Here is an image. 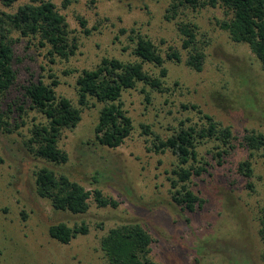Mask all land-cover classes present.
<instances>
[{"label":"rangeland","instance_id":"374dc122","mask_svg":"<svg viewBox=\"0 0 264 264\" xmlns=\"http://www.w3.org/2000/svg\"><path fill=\"white\" fill-rule=\"evenodd\" d=\"M32 1L17 0L8 7L0 2V10L14 13L18 6ZM50 1L68 21L78 49L69 59L50 63L47 47L19 37L17 32L12 34L19 38L13 45L16 80L0 97L3 120L13 129L7 132L0 123V264H110L100 240L110 228L125 223H139L149 232L153 238L150 256L159 263L264 264L259 236L264 155L258 152L251 158L253 176L247 178L238 171L239 162L249 157L245 147L238 145L219 165L210 154L216 143L199 144V157L210 165L190 179V189L204 200L190 212L171 197L169 178H174L175 155L170 150L149 149L154 133L166 138L181 119L201 121L200 114L183 109L182 104H196L221 126H229L238 138L236 144L246 130L264 133V68L247 44L232 41L218 27L216 21L225 18L224 9L187 8L176 20H166L171 0H77L66 8L63 0ZM79 15L87 20L89 35L83 32ZM180 19L196 23L198 37L207 41L201 71L185 64L187 53L181 48L177 29ZM131 29L150 38L163 56L168 46L180 49L181 62L164 63L167 74L163 83L168 90L159 92L146 86L144 92V86L138 84L122 92L120 99L133 130L116 148L95 141L103 103L93 98L82 109L77 125L61 131L58 147L67 154V161L56 164L35 156L26 141L33 125L45 118L29 107L22 86L38 79L48 83L49 74L54 73L60 82L57 95L70 98L78 107L76 78L82 70L93 69L103 57L136 59ZM144 69L151 74L160 70L147 62ZM19 105L24 111H19ZM43 167L68 176L87 190L99 188L118 205L100 207L91 195L85 213L54 209L36 192L35 174ZM60 222L71 227L84 223L88 232L61 243L48 233L51 225Z\"/></svg>","mask_w":264,"mask_h":264},{"label":"trees","instance_id":"16d2710c","mask_svg":"<svg viewBox=\"0 0 264 264\" xmlns=\"http://www.w3.org/2000/svg\"><path fill=\"white\" fill-rule=\"evenodd\" d=\"M16 1L0 0L7 7ZM74 1L77 0H63L62 7L66 8ZM207 6H220L224 9L225 18L216 21L218 27L228 32L232 41L247 44L264 68V0H171L164 17L166 20H176L184 9L197 10ZM77 20L83 27L84 34L89 35L91 30L86 27L85 17L79 15ZM177 29L182 36L181 48L187 53L185 64L195 71H201L207 41L198 37V26L190 20H178ZM134 31L131 29V33ZM13 32L30 41L37 40L40 47H47L50 63H55L57 58L67 60L78 49L77 37L72 35L68 21L52 1L33 0L18 6L14 13L0 10V97L6 95L16 80L13 45L19 38H13ZM133 41L132 54L136 57L135 60L122 61L115 57H103L93 69L81 71L76 78L78 107L70 98L57 95L56 87L60 82L54 73L49 74L51 80L48 83L38 79L22 86L29 107L40 112L45 118L44 122L33 125L26 141L35 156L56 164L65 163L67 154L58 147L61 131L77 125L82 109L88 107L90 99L93 98L103 103L94 130L95 141L101 146L116 148L130 135L133 123L123 108L120 99L122 92L133 89L138 84L144 86V92L146 86L159 92L168 90L163 83V77L167 74L164 63L166 60L182 61L179 48L168 46L163 56L157 45L147 36L134 32ZM146 62L159 67V74L146 71ZM146 98L149 99V95ZM8 106L10 111L11 105ZM182 107L196 111L201 115V121L181 119L166 138L154 133L149 149L157 152L170 150L175 155L177 163L172 169L174 178H169L171 197L174 202L193 212L196 207L202 206L204 200L190 189V179L206 172L210 165L209 161L199 157V144L209 140L216 143L210 154L219 165L238 145L245 147L249 151V157L239 162L238 171L251 178V158L258 152L264 155V133L246 130L236 144L238 138L229 126H221L213 116L204 113L196 104H182ZM18 109L24 111L21 105ZM3 115L4 112L0 109V123L5 131L11 132L13 129L7 127L9 123L3 120ZM17 127L19 126L15 125L14 128ZM142 127L145 132L149 131L147 125ZM35 175L37 194L48 199L56 210L74 214L85 213L89 208L91 195L100 207L118 205V201L105 196L99 188L87 190L68 176L57 174L46 167L39 169ZM247 186L252 188L250 182ZM87 232L88 228L84 223L71 227L60 222L48 229L50 237L64 244L69 243L78 234ZM259 236L264 244V206L261 209ZM152 242V236L141 224L125 223L110 228L101 238L100 245L110 264H164L151 258Z\"/></svg>","mask_w":264,"mask_h":264}]
</instances>
